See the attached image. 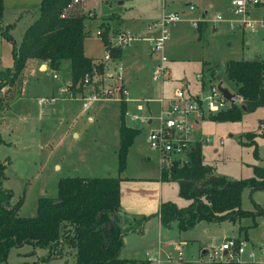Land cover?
<instances>
[{"label":"rangeland","instance_id":"rangeland-1","mask_svg":"<svg viewBox=\"0 0 264 264\" xmlns=\"http://www.w3.org/2000/svg\"><path fill=\"white\" fill-rule=\"evenodd\" d=\"M182 1L190 2L194 10H184L183 6H178ZM230 2L164 0L166 11L179 12L180 22L171 27L163 51L168 71L162 80L154 81L152 72L159 55L151 53L144 38L150 35L148 26L160 16L157 17L155 11L159 10L160 14L162 0H79L72 15L86 16V53L93 56L109 54L111 61L103 60L107 64L116 60L112 54L115 49H126L116 69L107 71L112 78L108 80L105 72L103 75H93L95 81L102 80L103 86L111 87L113 91L123 87L126 95L121 91V99L119 91H114L112 99L92 102L86 111L82 98L91 89L85 87L83 81L75 91L66 86V81L70 82L68 60L62 61L60 70L55 73L57 79H53L51 70L45 71L41 67L43 62L33 60L14 82L8 81L4 70L13 69L14 66L12 45L0 33V166L3 168L0 186L11 191L13 204L21 201L19 217H34L40 198L56 200L60 178L117 176L123 106L124 122L129 124L130 119L135 117L133 121L140 130L130 128L125 123L126 127L140 133L130 145L126 167L120 173L123 178L121 192L128 198L137 194L147 198L150 201L147 204L149 214L158 212L162 197L157 194L156 187L150 188L152 184L149 178L157 174L160 159L161 171L164 164L165 168H169L174 161L161 157L148 146L146 138L151 127L142 123L141 118L156 117L160 102L172 100L180 89L187 90L186 93L190 95L207 96L211 87H217V76L221 77L222 87L235 94L233 84L225 79V63L229 60H254L258 54L264 58V28H245L244 33L241 26L233 29L231 22L239 18L229 13ZM39 4L40 0H3L1 26L13 25L9 34L17 45L26 28L36 19ZM204 10L208 11L205 21L197 23V27L204 25L207 29L200 38L192 22L200 20ZM88 12L92 13L91 18L87 16ZM217 14L223 16V21L213 28L211 21ZM99 25L103 27L99 28ZM98 29L102 34L105 32L107 44L104 45L102 34L96 35ZM122 29L133 35L135 40L129 46L118 49L114 47L112 39L114 32ZM132 47H136L134 57L129 54ZM211 66L215 69L213 74ZM118 70H121V79L127 87L123 81L121 86L117 85ZM184 82H187V87ZM40 99L42 104L38 103ZM236 103L241 104L239 101ZM164 106H168V103ZM229 107L230 104L226 110ZM202 109L203 116L196 126V130L208 140L202 145V163L214 167L216 174L232 180L253 177V166L264 164V138L261 135L264 126H260L262 111L244 112L235 121H218L213 119L217 113L209 112L205 102ZM249 133L257 135L258 159L253 146L241 143ZM164 194L163 201L169 198L177 206L185 204L177 196L175 184H167ZM157 195V202H153ZM241 205L244 210L254 212L258 206L264 211V191L253 192L252 195L245 192ZM255 220L256 227L248 230L247 241L240 238H244L245 231L252 225L249 218L235 223L200 221L186 231H179L175 223L170 228L162 227L160 233L158 227L146 224L141 234L132 236L121 257L127 260L142 258L149 264H211L210 257L203 255V251L218 252L226 239L234 238L238 243L244 241L246 249L240 256L232 253V261L257 260L259 256H264V217L258 216ZM177 248L182 250L181 258L177 257ZM32 250L29 245L11 249L7 263H31L46 254L44 250H37L39 252L29 255ZM251 252L254 253L252 259L248 257ZM146 253L161 262L148 261ZM138 263L145 262L131 260L129 264ZM45 264H74V258L64 255Z\"/></svg>","mask_w":264,"mask_h":264},{"label":"trees","instance_id":"trees-1","mask_svg":"<svg viewBox=\"0 0 264 264\" xmlns=\"http://www.w3.org/2000/svg\"><path fill=\"white\" fill-rule=\"evenodd\" d=\"M73 0H41L36 19L26 28L17 45L9 30L12 24L1 26L3 0H0V33L12 45L13 69H5L8 81L14 82L29 60L46 64L52 72H58L62 61L70 62V90L75 91L85 77L92 79L94 73L102 74L103 66L84 54V40L87 38L86 16L69 14L62 18L65 7ZM100 27H103L100 25ZM199 34L202 27L198 26ZM103 35L104 45L108 38ZM201 38V37H200ZM120 50L112 52L120 58ZM212 74L214 67L210 68ZM2 72V73H4ZM225 79L233 84L237 102L229 109L213 116L218 121H235L244 113L264 108V58L229 60L224 65ZM7 81V82H8ZM130 133V134H129ZM139 134L126 127L124 106L121 116L120 147L117 152L118 176L102 178L65 177L57 182V198H40L36 214L31 218L18 216L21 201L12 203L13 194L0 186V264H7L11 249L25 245L46 254L35 262L17 264H45L64 255H72L74 264H129L131 260L121 258L125 237L132 232H142L148 217L130 220L120 209L119 177L126 167L127 153L134 138ZM264 138V133L262 134ZM256 136L249 133L241 142L254 147L258 159ZM202 149L195 143L185 162H173L163 168L160 180L176 182L178 195L189 201L185 207L172 202L160 204L158 217L165 228L176 223L179 231L194 228L200 221L213 223H235L249 218L255 227V218L264 217L258 206L252 211L241 207L242 193L264 191V164L253 166V177L232 180L218 175L212 166L202 163ZM0 166V183L3 178ZM245 239L246 231H245ZM211 264H239L226 259Z\"/></svg>","mask_w":264,"mask_h":264},{"label":"built area","instance_id":"built-area-1","mask_svg":"<svg viewBox=\"0 0 264 264\" xmlns=\"http://www.w3.org/2000/svg\"><path fill=\"white\" fill-rule=\"evenodd\" d=\"M79 4V0H73L70 2L61 15L62 18L67 17L69 14L76 10V6ZM190 11L194 10L191 5L188 7ZM229 13L238 17L239 20L232 21L231 27L234 29L237 26H241L243 31L245 28L253 30L256 27L264 28V0H231ZM88 17H92V13H87ZM201 20V19H200ZM200 20L193 21L194 27H197V23ZM223 21V16L220 14L215 15L211 21L213 28H216L218 24ZM180 22V14L176 11H162L159 18L153 21L148 26V32L150 35L144 38L150 46L151 53L159 55L158 61L155 64V68L152 72V79L154 81L162 80L167 68L166 58L163 55L164 47L170 37L171 27ZM102 32L97 31L96 35L101 36ZM135 39L133 35H130L124 31H118L114 35L113 44L115 48L123 49L125 46H129ZM104 61H111L109 54H105ZM56 72H53V78H57ZM116 80L117 85L121 86V70L117 72ZM201 77H198L200 80ZM84 86L91 87V92L83 96V109L86 111L90 104L95 101H108L113 98V92L119 91L121 99V91L126 95V91L123 87L121 89L112 90L111 87H105L104 84L98 83L92 77H85L83 80ZM208 95L205 97H192L187 95L183 90H179L175 93L172 100H162L160 103L164 104L168 102L167 107H162L159 114L153 118V127L147 134V144L153 150L160 154L162 157L172 159L174 162H182L187 158L188 153L193 149L197 139L195 138V127L198 124V119L203 116L202 103H206L207 109L211 113H218L226 110L229 103L222 97L221 93L217 90V87H211L208 91ZM42 99L38 101L42 104ZM207 142V140H206ZM173 163V162H172ZM171 163V164H172ZM177 257H182L181 248H177ZM246 243H238L235 239H226L221 245L218 252H208V256L211 262L225 261L230 259L231 254L241 255L245 252ZM227 252V255L223 257V253ZM250 259L254 258V253L248 255ZM148 261L156 263L161 262L157 257H151L149 253L146 254ZM171 259V258H170ZM232 261V260H231ZM237 261V260H235ZM239 264H246L240 263Z\"/></svg>","mask_w":264,"mask_h":264},{"label":"crops","instance_id":"crops-1","mask_svg":"<svg viewBox=\"0 0 264 264\" xmlns=\"http://www.w3.org/2000/svg\"><path fill=\"white\" fill-rule=\"evenodd\" d=\"M41 1V0H40ZM173 3V2H172ZM192 4L190 3V2H184V1H182V2H180L179 4H178V6H183V8H184V10H189V6H191ZM193 6V5H192ZM194 7V6H193ZM161 11H160V14H161V12L164 10V11H166V7H165V3H164V0H162V7H161V9H160ZM170 11H175V10H170ZM176 12H178V11H176ZM207 13H208V11L207 10H204V12H203V14L201 15V20L202 21H205V17H206V15H207ZM155 14H156V16L158 17L160 14H159V10L158 11H155ZM90 18V17H89ZM158 19V18H157ZM200 19V18H199ZM201 21V22H202ZM203 27H202V31H201V33L199 34V32L196 30V33L198 34V36L199 37H203V35H204V32L206 31V29H207V26H204V25H202ZM99 28H101L100 27V25H99ZM99 30V29H98ZM97 30V31H98ZM96 31V32H97ZM122 31H124L125 32V30L124 29H122ZM242 31V30H241ZM244 31L245 30H243L242 31V33H244ZM116 33V31L114 32V34ZM113 39H114V35H113ZM112 39V40H113ZM136 48V47H135ZM135 48H133L132 47V51H130L129 52V54L131 55V56H135ZM104 51H105V49H103ZM124 51H126V49H123L122 51H120L121 53V56H120V58H116V60L113 62V63H107V64H105V63H103V57H104V55H105V53H104V55L103 56H93V55H89V54H87L86 53V51H85V49H84V54H85V56H87V57H89V58H93V59H95L96 61H97V63H99V64H101L102 66H103V72H102V74H100V75H103L104 74V72H105V74H106V76H107V78H108V80L110 79V78H112L111 77V73H108L107 71H109V70H112L113 68H115L116 69V67L119 65V62L123 59V55H124ZM134 52V53H133ZM260 56H259V54L257 55V58H259ZM203 59L202 60H200V62H201V68H200V73H201V71H202V66H203ZM248 61H252V60H248ZM32 62H33V60H29L27 63H26V66L28 65H30V64H32ZM44 64V63H43ZM155 64H156V62H155ZM154 64V65H155ZM41 67H44L45 68V71H47L48 70V68H47V66H46V64H44V65H42ZM166 68H167V66H166ZM167 71H168V68H167ZM57 78H58V76H57ZM57 78H53V79H57ZM201 80V79H200ZM200 80H198V81H200ZM68 81V80H67ZM66 81V86H70V82H67ZM124 83H125V81L124 80H122ZM99 83H102V84H104V82L102 81V80H99L98 81V83L97 84H99ZM184 84V86H186L187 87V82H184L183 83ZM200 84V83H199ZM125 85H126V83H125ZM126 87H127V85H126ZM90 89H91V87H90ZM90 89H87L86 88V90H90ZM181 90H183L185 93L187 92V90L185 91L184 89H181ZM187 94V93H186ZM193 94V93H192ZM187 95H189V96H192V97H200L198 94H194V95H190V94H187ZM78 98V97H77ZM165 103H168V102H165ZM164 103V104H165ZM127 104V103H126ZM164 104L162 103H160V105H161V107H160V110H161V108L162 107H167V106H164ZM122 105H123V103H122ZM257 110H261L262 111V113H261V116H260V120H263L264 119V108H259V109H257ZM125 111H126V105H125ZM160 112V111H159ZM159 112L158 113H156L155 115H158L159 114ZM246 113V112H245ZM125 115H126V112H125ZM134 119H136L135 117H133V120ZM133 120H131L130 119V122H129V124H127L126 122V124H127V126L128 127H130V128H135V129H138V130H140V128H137L136 126H135V123H134V121ZM142 123H144V124H146V125H148L149 127H153V117L151 118V117H149V118H141V120H140ZM260 126H262V125H260ZM150 128V129H151ZM140 133V132H139ZM195 138L197 139V142L196 143H198V144H200V146H201V149H202V145H203V143L204 142H206V140H207V138H205L201 133H199L197 130H196V127H195ZM256 141V140H255ZM207 142H208V140H207ZM222 144V143H221ZM202 155H203V152H202ZM188 156V155H187ZM187 160V158L186 159H184L182 162H185ZM182 162H179V163H182ZM159 164H160V167H159V169H158V172H157V174L156 175H154L152 178H149V180H150V182H151V184H152V186H150V188L152 187V188H157V194L159 195H161V197L162 198H160V200H159V205L161 204V203H163V202H172L171 200H168L169 198H167V199H165L164 201H163V197H165V194H164V192L166 191V185L167 184H175L176 185V188H177V196L179 197V195H178V189H179V187H178V184L176 183V182H162L161 180H160V177H161V164H162V161H161V159L159 160ZM166 165V164H165ZM165 167V166H164ZM214 168V167H213ZM214 170H215V168H214ZM117 176H118V174H117ZM103 177H105V176H103ZM108 177V176H107ZM119 177H120V175H119ZM96 178H98V177H96ZM100 178H102V177H100ZM122 180H121V182L123 181V178L122 177H120ZM131 179V178H130ZM121 182H120V209H121V211L123 212V213H125L128 217H130L131 218V220H133V221H135V220H137V219H139V218H141V217H148V216H152V217H148L149 219L148 220H146L145 221V223L143 224V228L146 226V224H151L153 227H158V232L160 233L161 232V228L163 227L162 225H161V223H160V219H159V217H158V213H159V209H158V212L156 213V214H152V215H150L149 214V212H148V207H147V204H149L150 203V201L149 200H147V198H145V197H142V196H140V195H136V196H133L132 198H128L127 196H125V195H123L122 194V192H121ZM248 191V194L249 195H252L253 194V192H251L249 189H245L244 191H243V193H242V198H243V195L245 194V192H247ZM158 195H157V199L155 200V201H153V202H157V200H158ZM179 198H181V197H179ZM182 200H184L185 201V204H183V206H177V204H176V206L177 207H185V206H187L188 204H189V201H187V200H185V199H182ZM172 203H174V202H172ZM175 204V203H174ZM160 207V206H159ZM241 207H242V205H241ZM243 209V208H242ZM244 210V209H243ZM245 211H249V210H245ZM253 212V211H252ZM256 221V220H255ZM150 222V223H149ZM252 222V221H251ZM230 223V222H229ZM173 224H175V223H173ZM250 227V226H249ZM256 227V226H255ZM250 229V228H249ZM249 229H247V231H246V237H247V234H248V230ZM139 234H141V232H132V233H129L126 237H125V245H124V248H123V250L121 251V254H120V256L122 255V253L124 252V250L127 248V246L129 245V241H130V239L132 238V236H137V235H139ZM263 237H264V235H263ZM146 238V237H145ZM238 238V237H237ZM234 239V238H233ZM241 240L243 239V240H246L247 241V238L245 239V236H244V238H240ZM158 243H160V240L158 241ZM253 248V247H252ZM21 249V248H20ZM153 251H155V249H153ZM37 252H39V251H37ZM253 253V252H252ZM19 255H22V256H24V255H27V254H21V253H18ZM147 254V253H146ZM145 254V255H146ZM132 257V256H131ZM133 257H135V256H133ZM122 258V257H121ZM124 259H127V258H124ZM128 260H140V261H143V262H145L144 264H149V263H146V260H143L142 258H137V259H135V258H129ZM239 262L240 263H246V264H264V256L263 257H261V256H259L258 258H257V260H251V261H249V260H245V261H243V260H239ZM8 264V263H7ZM139 264V263H138Z\"/></svg>","mask_w":264,"mask_h":264},{"label":"water","instance_id":"water-1","mask_svg":"<svg viewBox=\"0 0 264 264\" xmlns=\"http://www.w3.org/2000/svg\"><path fill=\"white\" fill-rule=\"evenodd\" d=\"M216 80L219 82L218 85H217V90L221 93L222 97L230 104H235L237 102V96L230 93L228 89L226 88H223L222 87V83H221V77L220 76H217ZM242 109L243 111L245 112L246 109L244 106H242ZM260 125L264 126V119L260 121ZM164 166H166L164 164ZM123 213V212H122ZM124 215H126L125 213H123ZM127 216V215H126ZM128 217V216H127ZM130 220L131 218L128 217ZM133 221V220H132ZM203 255H206L207 254V251H203L202 253ZM227 255V252H224L223 253V257H225Z\"/></svg>","mask_w":264,"mask_h":264}]
</instances>
